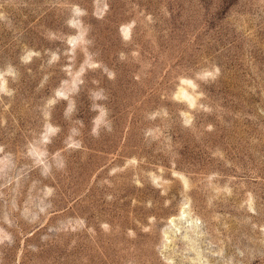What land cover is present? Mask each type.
Returning a JSON list of instances; mask_svg holds the SVG:
<instances>
[{
  "label": "rangeland",
  "instance_id": "rangeland-1",
  "mask_svg": "<svg viewBox=\"0 0 264 264\" xmlns=\"http://www.w3.org/2000/svg\"><path fill=\"white\" fill-rule=\"evenodd\" d=\"M0 264H264V0H0Z\"/></svg>",
  "mask_w": 264,
  "mask_h": 264
}]
</instances>
